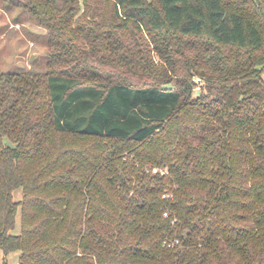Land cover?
Segmentation results:
<instances>
[{
  "label": "trees",
  "instance_id": "obj_1",
  "mask_svg": "<svg viewBox=\"0 0 264 264\" xmlns=\"http://www.w3.org/2000/svg\"><path fill=\"white\" fill-rule=\"evenodd\" d=\"M25 7L59 51L45 73L0 71V250L20 264H264V0H84L78 29L80 0ZM143 31L192 75L119 77L113 51ZM184 36L206 57L185 58ZM56 133L88 146L55 147Z\"/></svg>",
  "mask_w": 264,
  "mask_h": 264
},
{
  "label": "rangeland",
  "instance_id": "obj_2",
  "mask_svg": "<svg viewBox=\"0 0 264 264\" xmlns=\"http://www.w3.org/2000/svg\"><path fill=\"white\" fill-rule=\"evenodd\" d=\"M28 0H0V71L3 73L9 72H24L30 71L34 73H45L48 70V58L50 54L57 51L55 47L51 46V40L48 35V30L39 24L32 17L29 10L25 7ZM60 7H63V1H59ZM82 10L79 15H76L72 26L78 27V24L84 22L81 19L78 20L79 16L84 13V0H80ZM64 16V14H62ZM78 29V28H77ZM76 29V30H77ZM130 33L131 31H127ZM159 35V34H158ZM154 36V33H148L146 31L137 33L135 36L133 33L131 39L126 36L124 43V50L113 51L118 54L117 57L122 59H116L112 61L113 64H118L121 61V67H117L119 70L118 76L120 77V71L125 70L127 73V80L137 82L139 85L151 84L159 74L160 76L166 75L164 79L171 81V87L183 80L184 76H187L185 68L181 71L183 65V58L180 53L176 50V47L169 49L170 58H172L174 65L170 66L168 62L162 60L161 54L157 50L156 40H160L161 37L165 36L160 34ZM184 42H188L182 46L185 53V58H195L199 56L206 57L205 51H201L198 48H194L197 42L199 46H203V37L184 36ZM107 53V52H106ZM101 54V53H99ZM66 55V54H65ZM124 57L125 62L123 63ZM133 62V63H131ZM72 57L64 56L63 63L60 66H56V70H61L65 75L71 70ZM123 64V65H122ZM77 72V71H76ZM192 75V71L188 76ZM264 79V71L262 73ZM195 85L197 86L195 92L198 94L201 87L203 86V80L198 76L193 77ZM103 143V141L100 140ZM52 143L55 147L62 144L65 148L70 146L74 149L78 146H88V141L80 140L77 136H66L62 137L59 134H54L52 137ZM115 142H108V149L114 145ZM58 148H55L53 154L49 156H55L58 154ZM124 156H134L130 152L126 151ZM50 157V158H51ZM161 170H168L169 164L163 166H157ZM154 174V173H153ZM167 189H173L171 184L167 185ZM165 189V190H167ZM23 190L17 188L13 192L15 201L22 199ZM21 232V212H18L16 217L15 227L11 231L13 234H19ZM20 252L12 251L7 255L0 250V264H20Z\"/></svg>",
  "mask_w": 264,
  "mask_h": 264
},
{
  "label": "built area",
  "instance_id": "obj_3",
  "mask_svg": "<svg viewBox=\"0 0 264 264\" xmlns=\"http://www.w3.org/2000/svg\"><path fill=\"white\" fill-rule=\"evenodd\" d=\"M167 172H168L167 169L163 171L164 174H166ZM152 173H162V170L159 168H154V169H152ZM165 196H170V195H165ZM165 215H167V214H165ZM178 243H179V239H177V238L174 240H169V241L167 240L166 241V244L168 245V247H174Z\"/></svg>",
  "mask_w": 264,
  "mask_h": 264
}]
</instances>
